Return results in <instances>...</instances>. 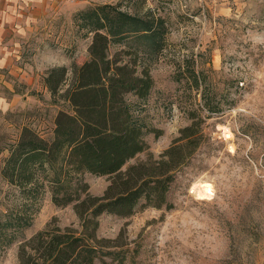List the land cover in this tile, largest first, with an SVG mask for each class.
Returning a JSON list of instances; mask_svg holds the SVG:
<instances>
[{
	"label": "rangeland",
	"instance_id": "374dc122",
	"mask_svg": "<svg viewBox=\"0 0 264 264\" xmlns=\"http://www.w3.org/2000/svg\"><path fill=\"white\" fill-rule=\"evenodd\" d=\"M104 4L139 16L151 11L164 26L161 51L152 58L130 38L108 49L136 53L153 79L145 98L126 96L149 129L148 149L122 169L148 153L157 158L180 128L195 123L196 132L187 147L193 152L166 193L170 206L139 204L129 217L103 213L97 235L119 237L124 264H264V0H61L50 10V57L68 68L88 59L93 32L80 13ZM32 94L29 106L9 115L6 126L0 122V166L23 126L50 139L57 111L68 108L42 89ZM80 178L95 195L110 182L89 172ZM198 183L208 184L204 198L192 191ZM20 201L18 189L0 177V216ZM28 203L31 224L0 246V264H17L19 243L49 222L78 225L72 204L52 202L46 181ZM104 260L97 264H119Z\"/></svg>",
	"mask_w": 264,
	"mask_h": 264
},
{
	"label": "trees",
	"instance_id": "16d2710c",
	"mask_svg": "<svg viewBox=\"0 0 264 264\" xmlns=\"http://www.w3.org/2000/svg\"><path fill=\"white\" fill-rule=\"evenodd\" d=\"M80 16L82 26L93 32L88 59L69 68L53 66L44 77L51 97L68 108L57 111L50 139L23 126L0 166V177L18 189L22 200L0 216V246L10 245L31 224L28 202L44 181L55 205L72 204L78 225L49 222L19 243L17 264H97L104 263V257L124 264V243H118L119 237L98 236V217L103 213L129 217L139 204L169 207L166 193L175 172L193 152L187 147L194 140L195 123L180 128L157 158L148 153L145 160L122 169L148 149L144 134L149 129L134 115L126 96L145 98L153 79L136 53L119 50L111 55L108 49L111 43L130 38L139 44L138 52L152 58L162 48L163 21L151 11L139 16L108 4ZM189 76L198 83L194 72ZM84 172L109 176L102 194L88 191L80 178Z\"/></svg>",
	"mask_w": 264,
	"mask_h": 264
},
{
	"label": "crops",
	"instance_id": "0c3cea01",
	"mask_svg": "<svg viewBox=\"0 0 264 264\" xmlns=\"http://www.w3.org/2000/svg\"><path fill=\"white\" fill-rule=\"evenodd\" d=\"M61 0H0V122L33 102V90L50 93L47 71L63 61L50 57V10ZM11 125V124H8Z\"/></svg>",
	"mask_w": 264,
	"mask_h": 264
},
{
	"label": "bare ground",
	"instance_id": "6f19581e",
	"mask_svg": "<svg viewBox=\"0 0 264 264\" xmlns=\"http://www.w3.org/2000/svg\"><path fill=\"white\" fill-rule=\"evenodd\" d=\"M209 189L208 184L198 183L193 185L192 191L194 194L200 198H204L207 194V190Z\"/></svg>",
	"mask_w": 264,
	"mask_h": 264
}]
</instances>
